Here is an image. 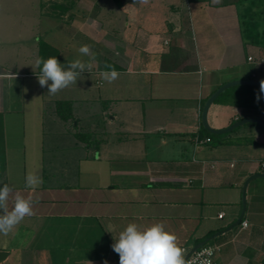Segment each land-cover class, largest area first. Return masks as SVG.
Masks as SVG:
<instances>
[{"label":"crops","instance_id":"crops-1","mask_svg":"<svg viewBox=\"0 0 264 264\" xmlns=\"http://www.w3.org/2000/svg\"><path fill=\"white\" fill-rule=\"evenodd\" d=\"M252 1L0 0V58L1 38L36 31L37 39H47L35 40L39 57L55 56L65 64V57L79 56L83 44L97 53L93 71L56 95L32 75L0 62L8 170L10 156L21 157L19 151L11 154L13 142L9 148L10 139H18L10 129L15 117L33 114L41 123L51 101H73L86 115L100 105L102 113L89 121L97 119L93 125L106 138L95 156H80L78 180L68 189H44L42 183V198L31 195L34 215L9 234L15 246L13 252L0 250L8 253L4 262L14 253L17 264H119L113 236L130 222H161L189 253L215 239L212 246L220 250L214 264H264V195L251 189L254 180L243 218L249 226L243 227V219L235 225L246 180L264 173V157L252 149L264 148V129L246 124L212 146L202 121L206 101L222 85L261 77L259 49L241 34V13ZM105 63L119 72L112 83L99 76ZM114 107L118 111L110 121L120 120L119 131L103 121ZM248 118L264 121V112L216 103L208 112V123L217 130ZM16 190L29 192L25 185ZM20 231L24 235L17 237Z\"/></svg>","mask_w":264,"mask_h":264},{"label":"clouds","instance_id":"clouds-1","mask_svg":"<svg viewBox=\"0 0 264 264\" xmlns=\"http://www.w3.org/2000/svg\"><path fill=\"white\" fill-rule=\"evenodd\" d=\"M140 4H148L149 0H135ZM220 0H212L213 4ZM79 56L62 64L55 56L42 58L37 56L31 66L41 88H47L49 95L77 85L84 73H91L97 64V53L92 46L83 44L78 48ZM87 57V59H83ZM35 69H39L38 72ZM99 76L107 83L119 77V72L112 64L105 63ZM15 79V76L13 75ZM256 103L264 101V78L259 80V88L255 94ZM43 181L35 174L25 177V188L30 192L42 185ZM34 200L31 195L25 197L14 186L0 182V235L7 236L21 224L26 217L34 215ZM112 250L119 256V264H194L186 257V250L180 245L177 235L166 230L161 222L141 225L128 223L116 236H113ZM209 251V255H210ZM89 264L91 262L89 261ZM103 264H108L105 260ZM199 264H210L200 260Z\"/></svg>","mask_w":264,"mask_h":264},{"label":"trees","instance_id":"trees-1","mask_svg":"<svg viewBox=\"0 0 264 264\" xmlns=\"http://www.w3.org/2000/svg\"><path fill=\"white\" fill-rule=\"evenodd\" d=\"M258 2L252 1L246 5V9L241 13V34L244 42L248 45L255 46L264 50V0ZM264 78L263 69L261 77ZM259 86L238 85L233 86L221 93L214 103L236 106L244 109H249L258 112H264V101L256 103L255 94ZM80 105L73 101L55 100L46 104L43 111V151L47 154H55L60 156V162L56 164L69 166L78 164L80 156L91 158L98 153L105 142V132H99L94 127L93 123L87 121L95 118L97 115H82L80 113ZM106 122L105 120H103ZM86 122V124H84ZM76 123V124H75ZM98 124V123H97ZM248 125L256 126L264 129L258 124L250 123ZM241 128V127H240ZM240 128L235 131L240 130ZM50 133V137L48 134ZM204 136L210 139L212 146H218L226 135H215L203 128ZM70 139H75V142H68ZM243 142H238V145H244ZM68 150H77L78 155L71 154ZM50 153H47V152ZM61 152L59 155L58 152ZM85 153V154H84ZM7 138L5 130L4 115L0 113V182L8 183V167H7ZM53 158V156H51ZM67 158H75L72 161ZM46 159V158H45ZM65 159V161H64ZM45 166V165H44ZM264 172V171H263ZM62 177L58 172H53L48 168V171L43 168V187L44 189L65 188L70 184L71 178L64 175ZM60 178L61 181L55 183L54 180ZM244 220V219H243ZM243 222V221H242ZM241 222V223H242ZM205 246H212L215 239L204 241Z\"/></svg>","mask_w":264,"mask_h":264},{"label":"rangeland","instance_id":"rangeland-1","mask_svg":"<svg viewBox=\"0 0 264 264\" xmlns=\"http://www.w3.org/2000/svg\"><path fill=\"white\" fill-rule=\"evenodd\" d=\"M263 0H255V2H258L257 4H260ZM56 6V5H55ZM246 6V5H245ZM243 5H240V8L245 7ZM59 10V9H58ZM51 24L57 23L56 20H50ZM28 32V31H27ZM40 31H36L35 35H31V33L27 34V37H13V36H4L1 39H4L3 43V50L1 53L0 62L2 64L6 65L8 69L17 72V73H23V74H30L35 78L36 81V75L34 74V71L31 66L34 65V59L38 56V45L35 43V40L40 41L39 38H43L42 40H47L46 37H41L40 35L38 39L35 37L36 34L39 35ZM42 48H45L48 44L46 42H43ZM37 46V47H36ZM52 48V47H51ZM50 49V48H49ZM54 49V48H52ZM50 49V51H53ZM259 49V48H258ZM55 50V49H54ZM51 53V52H50ZM257 56L264 59V50L259 49L257 52ZM36 72L39 71V69H35ZM38 82V80H37ZM29 93L28 91L26 92ZM47 104V103H46ZM80 113L84 116H86L87 112H85L84 108L79 109ZM113 111V112H112ZM117 108L114 107L113 110L111 109L110 112H108V115H106L104 118L106 120V123L109 125V128L111 130H122L120 126V120L117 119L115 121H111L113 117H115V113L117 112ZM98 113H102V107L100 105H97L93 108L92 115ZM32 114V113H31ZM38 117L31 115H18L15 117V121L11 124V118L8 117V124H11V131L14 132L13 135L17 136L18 139H15L11 141L9 148H12V145L14 143L15 150H10L11 154L12 152L19 151L21 153V157L14 158L12 155L10 156L9 161V184L14 186L15 189L21 188L22 185H25V177L28 174H35L38 177H40L43 181V168H45L46 171H48V168L51 169L53 172H58L59 175L63 174V170L65 172L64 175L71 178L70 184L65 187V189H68L71 184H74L75 181L78 180V174H79V167L78 164H72L67 166L56 164V162H60V156H56L55 154H47V157L45 159V162L43 163L42 157L40 158V155H42L41 151V141L43 135V126L42 122H37ZM97 119L94 120V122ZM90 122V121H89ZM76 124V123H75ZM12 132H10V138L12 136ZM13 136V138H14ZM50 137V133L48 134ZM75 142V139H70L68 142ZM13 142V143H12ZM20 149V150H18ZM255 153H257V157L261 158L264 157V148L260 147H253L252 148ZM25 151V152H24ZM71 154H75L76 157L78 155L77 150H68ZM23 152L26 153V157L23 156ZM18 153V152H17ZM47 153H50L49 151ZM61 152L59 151V155ZM85 154V153H84ZM53 156V158H51ZM83 156V155H82ZM78 158V157H77ZM69 160L72 159V161H75V158H67ZM65 161V159H64ZM45 165V166H44ZM83 173H88L89 166L83 165L82 166ZM92 171V170H91ZM61 181L60 178L55 179L54 182L58 183ZM251 189H257V191L260 193V195H264V178L256 179L251 184ZM39 188V187H38ZM38 188L31 194L30 190H27L29 192H21L22 195L25 197L29 195H34L33 197L36 199H41L42 195H40L42 192L41 190H38ZM64 189V190H65ZM60 190V191H64ZM258 218H255L254 220H257ZM21 235H24L21 231L17 234V237ZM13 237L11 235H0V250H4L7 252H13L14 244H9L10 240L9 238ZM16 255L13 253L12 256L9 258L8 261L1 263V264H17L15 263Z\"/></svg>","mask_w":264,"mask_h":264},{"label":"water","instance_id":"water-1","mask_svg":"<svg viewBox=\"0 0 264 264\" xmlns=\"http://www.w3.org/2000/svg\"><path fill=\"white\" fill-rule=\"evenodd\" d=\"M238 85H251V86H259V81H253V80H238V81H231L228 82L224 85H222L217 91H215L210 97L209 99L206 101L204 108H203V112H202V121H203V125L204 127L212 134L215 135H224L227 133H230L232 131H234L235 129L246 125V124H250V123H255L260 125L261 127L264 128V121L257 119V118H248V119H244L241 120L233 125H231L228 128L225 129H214L212 128L209 123H208V112L210 110V107L212 106V104L215 102V100L218 98V96L223 93L225 90H227L230 87L233 86H238ZM258 178H264V173H258V174H254L251 175L245 182L244 186H243V212L242 215L240 216V218L238 219V221L236 222L235 225L239 224L242 219L244 218V214L246 211V192L248 189V186L250 184L251 181L258 179ZM234 225V226H235ZM205 244V242H202L198 245H196L192 251H190V253L186 256L187 258L190 257L191 254H193L194 252H196L199 248H201L203 245ZM8 257V253L7 252H0V264L3 263Z\"/></svg>","mask_w":264,"mask_h":264},{"label":"built area","instance_id":"built-area-1","mask_svg":"<svg viewBox=\"0 0 264 264\" xmlns=\"http://www.w3.org/2000/svg\"><path fill=\"white\" fill-rule=\"evenodd\" d=\"M250 62H254L253 58H249ZM259 64L261 66H263V75H264V59H260ZM207 141L209 142L210 139H207ZM262 168L264 169V162L261 163ZM224 214H220V217H223ZM242 225L244 228H247L249 226V223L247 220H244L242 222ZM186 250V249H185ZM220 250L219 246H205V247H201L199 248L196 252H194L193 254L190 255V257L188 259L192 260L194 262V264H199L200 260H204V261H210V264H214V258L216 253ZM209 251H210V255H209ZM189 251L186 250V254H188Z\"/></svg>","mask_w":264,"mask_h":264}]
</instances>
